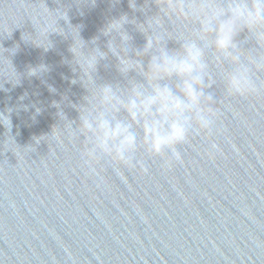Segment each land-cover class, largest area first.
Wrapping results in <instances>:
<instances>
[{"label": "water", "instance_id": "95a60500", "mask_svg": "<svg viewBox=\"0 0 264 264\" xmlns=\"http://www.w3.org/2000/svg\"><path fill=\"white\" fill-rule=\"evenodd\" d=\"M135 2L136 9L130 0H0V113L10 120L0 121V264H264V88L229 94L212 48L215 83L205 93L214 101L205 103L219 118L211 135L201 130L178 146L181 162L143 149L136 159L147 172L108 156L85 162L88 142L75 129L92 93L71 49L106 53L97 85L127 91L131 80L146 83L136 70L119 72L108 45L120 49V37L102 33L113 18L134 19L125 25L128 55L147 69L158 51L136 56L148 38L137 25L159 7ZM165 27L175 32L167 18ZM168 35L167 50L182 51ZM40 65L47 70L29 75ZM176 79L162 83L175 91ZM213 142L219 152H209Z\"/></svg>", "mask_w": 264, "mask_h": 264}, {"label": "clouds", "instance_id": "9594fccd", "mask_svg": "<svg viewBox=\"0 0 264 264\" xmlns=\"http://www.w3.org/2000/svg\"><path fill=\"white\" fill-rule=\"evenodd\" d=\"M155 2L159 13L149 17L146 25H137L148 33V38L144 49L138 50L136 56L146 55L154 47L158 51L151 56L147 69L141 60L128 55L131 36L125 25L135 23L134 19L130 21L124 14L111 19L102 29L105 36L115 32L120 37V49L112 41L108 45L118 58L119 72L126 76L136 70L146 83L131 80L127 91L119 84L97 85L94 74L100 61L106 59V53L97 48L85 54L83 44L78 52L71 49L82 73L81 79L92 93L88 98L91 106L80 107L81 124L75 129L88 142L86 163L108 156L129 168L139 166L147 172L144 161L136 159L141 149L157 156L167 152L181 162L178 146L188 142L190 134L203 130L211 135L219 113L211 103H205L206 98L214 101L211 93H205V89L215 83L206 59L209 48L214 50L219 78L229 94L255 96L264 88V79L258 80L259 74L264 73V0ZM130 7L136 9L135 0H130ZM165 18L173 23L175 32L165 27ZM245 30L248 35L242 42L238 37ZM170 32L182 41V51L170 52L162 43L165 37H171ZM248 40L254 41L255 46L243 47ZM46 70L45 65L33 67L29 75ZM173 77L177 78L175 91L169 83H162ZM121 111L127 113V118H119ZM5 118L10 123L9 118L0 113V121ZM137 128L142 129V134ZM219 151V145L211 143L209 152Z\"/></svg>", "mask_w": 264, "mask_h": 264}]
</instances>
